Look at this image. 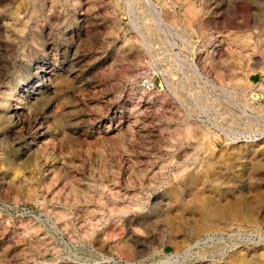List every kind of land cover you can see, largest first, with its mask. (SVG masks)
I'll return each mask as SVG.
<instances>
[{
  "label": "rangeland",
  "instance_id": "obj_1",
  "mask_svg": "<svg viewBox=\"0 0 264 264\" xmlns=\"http://www.w3.org/2000/svg\"><path fill=\"white\" fill-rule=\"evenodd\" d=\"M0 264H264V0H0Z\"/></svg>",
  "mask_w": 264,
  "mask_h": 264
},
{
  "label": "built area",
  "instance_id": "obj_2",
  "mask_svg": "<svg viewBox=\"0 0 264 264\" xmlns=\"http://www.w3.org/2000/svg\"><path fill=\"white\" fill-rule=\"evenodd\" d=\"M155 1V0H154ZM167 2H170V0H166ZM142 86L146 89H153L155 87L154 82L150 80H144L142 82Z\"/></svg>",
  "mask_w": 264,
  "mask_h": 264
}]
</instances>
